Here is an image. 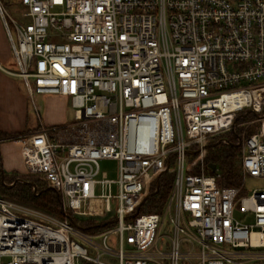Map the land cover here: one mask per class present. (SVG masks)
<instances>
[{
	"label": "built area",
	"instance_id": "obj_1",
	"mask_svg": "<svg viewBox=\"0 0 264 264\" xmlns=\"http://www.w3.org/2000/svg\"><path fill=\"white\" fill-rule=\"evenodd\" d=\"M11 2L5 71L39 121L13 139L66 214L0 193V264H264V188L244 189L264 177V0ZM37 94L69 96L76 121L46 125ZM218 144L240 149L237 185L207 161ZM166 173L163 211L140 212Z\"/></svg>",
	"mask_w": 264,
	"mask_h": 264
},
{
	"label": "trees",
	"instance_id": "obj_2",
	"mask_svg": "<svg viewBox=\"0 0 264 264\" xmlns=\"http://www.w3.org/2000/svg\"><path fill=\"white\" fill-rule=\"evenodd\" d=\"M6 1L11 2L12 0ZM15 136L16 135H9L8 133L0 131V172H4L5 179L8 173H6L3 168L1 142L12 140ZM239 151L240 149L237 147L218 144L214 148H211L207 155V161L214 160L220 164L223 172L221 183L224 185L234 186L240 182L241 169ZM10 174L11 173H9V175ZM5 179L0 182V193L3 196L31 205L59 217L65 216L66 213L63 211L61 195L55 189L47 185L39 176L25 174L20 179L12 176L8 182ZM173 182L174 179L172 174H163L160 177L158 191L142 204L140 212L161 213L172 190ZM11 183H13L11 186L7 185ZM154 190L155 185L152 188V191ZM67 215L73 223L82 226L89 232L98 231L103 227L102 224H97L93 221H90V223L93 222L92 224L88 222V225H86L81 221H77L76 218L72 217L71 213L68 212Z\"/></svg>",
	"mask_w": 264,
	"mask_h": 264
},
{
	"label": "crops",
	"instance_id": "obj_3",
	"mask_svg": "<svg viewBox=\"0 0 264 264\" xmlns=\"http://www.w3.org/2000/svg\"><path fill=\"white\" fill-rule=\"evenodd\" d=\"M10 47L4 25L0 23V131L9 135H18L37 129L39 122H35L31 117L29 93L22 83V78L5 71ZM58 98L62 104L67 105V99L64 95H58ZM5 141L1 142L4 170L8 173L13 170L23 171L25 167L21 154L15 159L12 158L10 148L5 149L4 147Z\"/></svg>",
	"mask_w": 264,
	"mask_h": 264
},
{
	"label": "rangeland",
	"instance_id": "obj_4",
	"mask_svg": "<svg viewBox=\"0 0 264 264\" xmlns=\"http://www.w3.org/2000/svg\"><path fill=\"white\" fill-rule=\"evenodd\" d=\"M1 1H2V5L4 9L8 13H10L12 16H14L17 19H21V12H20L21 6L18 3L7 2L6 0H1ZM0 23L4 25L1 14H0ZM10 25H11L10 27L12 29V32L14 36L16 37L15 28L12 24ZM7 56H8V61L5 63L6 68L13 70V71H17L18 66L15 62L14 54H13L11 47H10V52ZM22 83L26 87V84L24 83V81H22ZM65 98L67 99V105H64L61 103V100H59L58 95H41V94L35 95L36 102L41 109L43 122L46 125H49V124L60 125L63 123L68 124L69 122L71 123V122L76 121L75 120V109L72 107L71 99L69 96H65ZM29 105H30L31 117L34 119L35 122L36 121L39 122L37 119V115L35 114L33 110V103H32L30 96H29ZM4 143H5L4 145L5 149L10 148L12 158L15 159V157L20 156L21 154L20 147L15 140H6ZM118 164H119L118 161L115 159L101 160L100 161L101 173L99 175V178H109V179L117 178L118 177V166H119ZM10 173H11L10 175L8 173V175L6 176V179H5V176H3V180L5 179L8 182L12 178V176H14L15 178L18 177L20 179L22 178L23 175L27 174L25 169H23V171L13 170ZM1 181H2V176L0 172V182ZM260 188H264V177L257 178V177L248 176L245 179L244 189H245L246 194L251 193L254 189H260ZM99 191L100 190L98 189V192ZM116 191H117L116 187L114 186V192ZM112 205H113V208H115V203H113ZM81 207L82 206L79 205V208ZM75 218L77 221L79 222L81 221L79 220L78 217H75ZM90 221L82 220L81 222H83V224H86V225H88V222L89 224H92L94 222L93 221L92 223H90Z\"/></svg>",
	"mask_w": 264,
	"mask_h": 264
},
{
	"label": "water",
	"instance_id": "obj_5",
	"mask_svg": "<svg viewBox=\"0 0 264 264\" xmlns=\"http://www.w3.org/2000/svg\"><path fill=\"white\" fill-rule=\"evenodd\" d=\"M210 167L215 168L216 165H215V164H210ZM1 176H2V180H3V176H4V174L1 173ZM12 184H13V183H11V184H7V185H8V186H11ZM159 186H160V179L158 178V179L156 180V189H155V191H153V192L151 193V195H153L154 193H156V192L158 191ZM138 211H139V208L137 209V212H138Z\"/></svg>",
	"mask_w": 264,
	"mask_h": 264
}]
</instances>
